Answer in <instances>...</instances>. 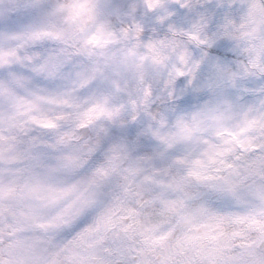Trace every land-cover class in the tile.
I'll use <instances>...</instances> for the list:
<instances>
[{"label": "clouds", "instance_id": "obj_1", "mask_svg": "<svg viewBox=\"0 0 264 264\" xmlns=\"http://www.w3.org/2000/svg\"><path fill=\"white\" fill-rule=\"evenodd\" d=\"M0 264H264V0H0Z\"/></svg>", "mask_w": 264, "mask_h": 264}]
</instances>
